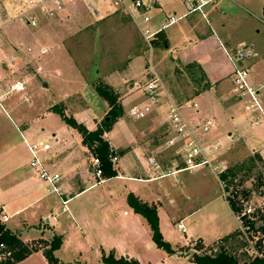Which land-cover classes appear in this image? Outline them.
Returning a JSON list of instances; mask_svg holds the SVG:
<instances>
[{"label":"crops","instance_id":"crops-1","mask_svg":"<svg viewBox=\"0 0 264 264\" xmlns=\"http://www.w3.org/2000/svg\"><path fill=\"white\" fill-rule=\"evenodd\" d=\"M63 1L65 3L63 14H66L69 20L76 18L82 12L84 13V7L87 11L88 9L92 11L96 22L101 21L102 16L106 14L109 17L106 23L112 25L116 21L111 18V15L123 13L116 12L111 6L114 9L113 13L101 14L98 0ZM145 1L152 6L148 12L152 31L157 32L161 23L172 15L181 19L158 34L154 40L147 41L142 31L141 22L134 17L137 19V24H133V26L138 30V40L152 46L150 49L143 48L141 43L136 48V38L132 36L129 29L122 28L124 32H122L120 41L135 54L127 56L129 60L126 66L121 72H116L118 71L116 70L109 75L106 79L107 83L115 87L120 86L122 91L126 88L124 83L128 81L138 82L155 76L161 82L162 92L159 103L152 106V112L147 118L135 121L130 116L123 117L114 123L109 131L105 132V140L119 158L115 166L117 176L104 179L95 175L92 168L94 156L84 146L82 136L66 125L61 115L54 110L55 106L62 105L60 109H63L68 117H73L89 131L97 130L101 121H105L107 118L105 114L111 110L109 104L98 96L78 68H73L74 70L71 68L70 71L75 72L77 82L82 85L81 91L79 90L73 97L67 98L69 104L74 103L75 105L70 104L68 107L67 103L64 107V101H60L44 107V112L39 120L41 126L39 133L35 134L34 130L23 129L21 125L24 120L22 118L20 124L15 125L23 139L29 162L22 166L14 161L11 154L4 162V154H0V165L3 164V169L0 168V218L4 215L8 217V221L4 222V225L24 244L29 247L39 245L37 252L17 264H23L35 256L42 258V264H50L45 256V252L50 247L45 245L51 244L56 236L62 238V245L55 252L60 264H87L83 260H75V263L68 260L67 255L70 254V251H66L65 237L72 230L78 231L79 229L81 232L88 230L89 225L95 224L97 218H102V220L109 218L116 192H121L124 200H128L129 195H134L142 202L156 206L161 226V217L162 214H165L163 200L165 202L169 200V203L173 205L180 204L179 206L187 203L188 198H192L195 191L193 189L195 177H199L202 181H210L211 184L213 180L216 182L213 193L215 197L210 202H221L229 220L227 224H224V228L219 234L220 238L211 246L206 247L201 238L194 239L193 237L184 242V246L188 247L198 242L206 250L216 245L220 240L235 234L240 228V221L224 196V185L220 180V175L211 167L185 170L182 155L179 153L178 159L171 156V147L167 145L170 137L168 126L167 133L164 135L166 144L160 142L163 139V130L158 119V111L161 110L160 106L164 105L179 107L184 117L192 124L199 123L205 117H214L217 127L208 136V140L221 146L219 164L223 166L227 165V161L223 160L224 154H229L232 159L260 156L264 160V123L252 125L243 103L235 95L233 65L225 51V49L229 51L236 49L241 45L250 47L252 54L247 62L250 69V84L259 91L264 107V42H258L264 41V0H214L203 8V12L190 14H188L187 6L179 0ZM39 17L41 24L36 28L30 27L23 19L20 20L25 22L27 30L38 29L42 25L55 21L42 15ZM43 20L46 22L42 23ZM238 20L247 23L249 28L240 27ZM3 28L5 27L0 26V30ZM66 30L68 29H63V31ZM118 31L119 29H115L114 34H117ZM9 36L18 41L17 34L12 32ZM29 52H33L30 47L28 48ZM148 56L152 61L157 56L160 63L168 62L169 71H166V74L169 78L179 79L180 70L184 68L194 70L195 68L194 71H198L203 82L199 85L195 82L197 85L191 83L189 86H184L177 81L179 90L170 88L169 78L162 72L160 65L155 64L154 61L146 63ZM18 58L19 56L10 54L9 59H0V89L2 90L0 107L6 114L8 112L3 103L11 101L14 97H20L24 102L23 97L27 96L29 101L24 103H31L30 94L33 92V88L29 89L30 80L19 77L15 71L8 69V67L15 68L17 66ZM66 60L67 58L64 59V61ZM38 68H41V71H38ZM54 69H57L56 77H60L66 72L65 66L61 63H56L46 72L42 65L36 67V77H47L41 83L39 82L42 88H49L51 80L56 78L52 76ZM18 81L25 83L26 93L3 94ZM30 85L33 86V84ZM177 93H188L192 96L182 97ZM130 100L131 98L124 102L127 110L132 107V104H129ZM146 101L145 97L141 104ZM194 103L198 105V108L192 107ZM57 118H59L58 124ZM45 136L48 137L45 138ZM26 141L50 142L51 150L47 153L48 163L51 171L61 175V180L57 184L59 192H56L49 183L42 181L30 168L31 154ZM170 178H175L181 183L168 182L167 180ZM84 196L86 197L82 198ZM196 199L201 202L202 198L198 196ZM65 201H67L66 211L63 204ZM59 205V208H62L61 211L57 209ZM8 206L12 207L10 212ZM193 213L182 219H177L181 212L176 210L172 214L171 221L178 227L179 224L183 225L182 221L188 219ZM52 214L57 215L56 221L50 220ZM124 215L130 216L127 212ZM137 215L129 220L130 225H139L144 220L141 215ZM63 216H66L67 220L62 223L61 217ZM14 218L16 221L12 224L13 227H8ZM180 231L186 233V228L184 227V231ZM85 239H87L86 236ZM148 245L151 248L156 247L154 242ZM110 252H113L118 259L126 256L128 259H136L122 251L119 254L113 250ZM97 253L94 251L96 257ZM102 257L101 253L98 258L99 264H103Z\"/></svg>","mask_w":264,"mask_h":264},{"label":"rangeland","instance_id":"rangeland-1","mask_svg":"<svg viewBox=\"0 0 264 264\" xmlns=\"http://www.w3.org/2000/svg\"><path fill=\"white\" fill-rule=\"evenodd\" d=\"M97 3L101 14L114 12V9L107 0H98ZM24 6V0H0V26L5 27L0 30V59H9L10 54L19 56L17 66L15 68L8 67V69L15 71L19 77L27 80L29 79V83L33 84V86L29 84V89L33 88V92L30 94V104H25L20 97H14L11 101L3 103L8 115L0 107V154H4V162L10 157V154L13 155L14 161L22 166H25L27 162H29V157L23 139L18 133L15 125L18 126L22 118L24 120L21 125L23 129H31L34 130L35 134L39 133V128L41 127L39 120L44 112L43 108L49 104L59 103L60 101H64L65 107L68 103L67 98L73 97L82 87L80 82H77L78 79L75 72L70 71L71 68H78L84 79L90 82L89 85L94 90L95 86L100 85L107 86L111 89V93L116 98V105L119 107V116L113 118L111 114L112 106H110L107 101L105 102L109 104L111 110L105 115L110 119L112 118L114 124L121 118L130 116V109L127 110L124 105L125 100L131 98L129 104H132V106L141 104L145 100L142 89L151 78L150 76L146 80H140L138 82L134 80L128 81L124 83L126 88L122 89V91L120 86L115 87L107 83L106 79L109 75L116 70H118L116 72H121L123 67L126 66L129 60L127 56L135 54L133 51H129L127 46L120 41L122 40V32H124L122 28L129 29L132 36L136 38V48L139 47L140 43L143 45V48L150 49L152 47L138 40V30L133 26V24H137V19L127 13H115L111 15V18L116 21L112 25L106 23L109 19L106 14L102 16L101 21L96 22V18L93 16L92 11L90 9L87 11L84 7L85 12H82L76 18H71V21L66 14H62L54 19L55 21L42 25L41 28L27 30L25 22L23 23L19 18ZM40 20L39 24H41ZM45 22L46 21L43 20L42 23ZM238 22L240 23V27L244 29L247 27V23H244L242 20H238ZM64 28L68 30L63 31ZM248 28L249 26L247 29ZM115 29H119L117 34H114ZM12 32L18 35V41L9 36ZM258 42L263 43L264 41ZM29 47L33 49L32 53H28ZM65 58H67L66 61H64ZM150 61H152V59L148 56L146 63H150ZM153 61L155 64L160 65L159 67L162 68V72L168 77V74H166V71H169L168 62L160 63L157 56ZM56 63H61L65 66L66 72L60 77H56L57 69H54L52 76L56 78L51 80L49 88H42L39 82L41 83L43 80L47 79V77L43 76V73V78L40 75L39 78L36 77V67L42 65L46 72L47 69L53 68ZM194 70L185 68L180 70L181 78L179 77V79H177L175 77L176 80L174 77H168V81L170 82L169 87L179 90V85L176 84L177 81L184 86H189L191 83L194 84L195 82H197L198 85L202 84V77L199 76L200 74L198 71ZM197 83L195 84L197 85ZM177 94L182 97L192 96V94L188 93ZM70 104L75 105L74 103ZM70 104L68 107H70ZM61 106L62 105L55 106L54 110L60 112ZM160 107L161 110L158 111V119L163 130V139H161L160 142L165 145L166 139L164 135L167 133L168 111L170 107L165 105ZM132 119L138 121L137 119ZM57 120H59V118L56 119L58 124L59 121ZM103 122L104 120L101 121L97 129H107V131H109L113 124L108 127L104 126ZM47 137L48 136H45V138ZM171 150V156L178 159L180 153L179 149L171 148ZM223 160L227 161V169L237 170L242 168V171L237 174L234 185H237L239 189L246 188L252 192L251 195L248 196L249 202L254 203L255 206H264V160L262 159L263 161H260L258 156L232 159L229 154H224ZM0 168L3 169V164L0 165ZM167 181L181 183V181L175 178H170ZM201 181L202 179L199 177H195L193 180L195 184L193 189L195 191L193 192L192 198H188L189 201L187 203L181 206H179L180 204H176V206L170 204L169 200L168 202L163 200L165 214H162L161 217L160 231L163 239L168 242L173 249L178 248L175 250L176 254L170 255L157 245L155 248L149 247L148 244L154 242L150 226L145 219L142 220L139 225H130L129 220L135 217L137 213L135 210L133 211V207H131L128 200H124L121 192H116L111 204L109 218L106 220L97 218L95 224L89 225V231L85 230L81 232L79 229L78 231L72 230L65 237L66 251H70V254L67 255L68 260L74 263L75 260H83L87 262V264H99L98 258L101 256V253L102 255H109L111 253L110 251L113 250L116 253L118 252V254L122 251V253H126L138 259L141 264H195L191 262V258L195 253L203 255L214 248H220L221 245L217 244L209 249H202L199 251L200 243L195 242L187 247L184 246V242L190 240L191 237L194 239L201 238L204 245L209 247L220 238L219 234H221L224 224H227L229 220L221 206L223 205L221 202H210V200H213L215 197L213 193L215 192L216 182L213 180L211 184V182L207 180ZM202 188L204 189L202 190ZM198 196L202 198L201 202H198L196 199ZM85 197L86 196L82 198ZM171 206L173 208H170ZM59 207L60 205L57 209L61 211L62 208ZM11 208L12 207L8 206L9 212ZM176 210L181 212V214L177 216V219H182L194 212L188 219L182 221V224L186 228V233L180 231L177 224L171 221L172 214ZM125 212L130 216L126 217L124 215ZM66 220V216L61 217L62 223ZM15 221L16 219L14 218L12 222L8 224V227L12 228V224ZM85 236L87 239H85ZM36 246L38 247L39 245ZM45 246L50 247V244ZM222 246L226 247L228 249L227 251L235 255L239 261L243 262L246 260L244 256L240 255L241 251H239V249L241 246L239 242H227L222 244ZM194 249L197 250L194 252ZM93 250L98 252L97 257ZM42 261V258L35 256L23 264H42Z\"/></svg>","mask_w":264,"mask_h":264},{"label":"built area","instance_id":"built-area-1","mask_svg":"<svg viewBox=\"0 0 264 264\" xmlns=\"http://www.w3.org/2000/svg\"><path fill=\"white\" fill-rule=\"evenodd\" d=\"M25 6L19 18L23 19L30 27L36 28L39 25L42 15L48 19H56L65 11L63 0H24ZM116 12H123L138 18L143 26L142 31L147 41H152L155 37L177 23L181 18L172 15L160 25L157 32L150 28L148 12L152 9L145 0H107ZM188 8V14L203 12V8L214 0H179ZM38 15V16H37ZM226 55L233 65V86L234 93L240 102L243 103L245 112L251 118L252 125L264 123V107L260 100V94L250 84V69L247 65L251 57L250 47L241 45L233 50H227ZM46 52V51H44ZM41 71V68H38ZM0 89V93H1ZM147 98L146 103L134 105L129 110V115L137 120L147 118L152 112V106L158 104L161 98L162 85L160 80L153 76L142 89ZM26 93V85L20 81L12 84L7 94ZM24 102H28L24 96ZM198 108L197 104L192 105ZM168 131L170 137L167 141L169 147L179 149L185 163V170H193L199 167H211L219 175L227 170L226 166L219 164V153L221 146L208 140L217 122L214 117H205L199 123L192 124L183 115L181 108L171 106L168 111ZM31 154L30 168L44 182L52 185L56 192H59L57 184L61 180V175L50 170L47 153L51 150L48 141L27 142ZM119 161L118 155L112 151L111 162L115 167ZM92 168L98 178L103 177L102 164L97 157L92 158ZM224 185V184H223ZM225 198L227 193L224 191ZM243 209L236 216L240 221L239 230L245 242V252L250 259H264V232L260 229L264 226V206L254 205L249 200L240 199ZM64 210L67 208V201L63 202ZM245 208V211H244ZM57 215L52 214L50 220L56 221ZM1 223L8 221L6 215L0 218ZM178 228L184 231L183 225ZM15 251L7 243L0 242V264H6L14 260Z\"/></svg>","mask_w":264,"mask_h":264},{"label":"trees","instance_id":"trees-1","mask_svg":"<svg viewBox=\"0 0 264 264\" xmlns=\"http://www.w3.org/2000/svg\"><path fill=\"white\" fill-rule=\"evenodd\" d=\"M95 91L98 96L107 101L110 106H112V116L113 118H117L119 116L118 108L116 105V98L111 93V89L107 86L100 85L95 86ZM58 112L63 121L69 127L76 130L83 139V144L86 146L93 156L97 157L102 164L103 178L110 179L117 176V171L111 162L112 150L110 148L109 143L104 139V134L107 132V129H97L95 131H89L83 124H79L73 117H67L64 112L59 110ZM114 120L111 118L109 122L104 121V126H111ZM109 129V128H108ZM260 161H263L260 156H258ZM242 171L240 169H227L224 173L220 174V180L224 184V191L227 193L226 200L228 201L231 209L235 212V214L240 213L243 209V204L240 199L248 200V196L251 195V191L243 188L239 189L237 185H234V181L236 180L238 172ZM128 202L133 207L135 212L141 215L150 226L153 233V240L156 245L160 248H163L170 255L176 254L175 249L171 247V245L163 239L162 233L160 231V222L158 217V211L156 206H150L134 195H129ZM260 229L264 232V226H261ZM232 241L239 242L241 251L240 255L244 256L246 260L239 261V259L227 251L228 249L222 244L229 243ZM0 242H5L8 246L15 251L14 260L10 261L6 264H17L19 262L24 261L29 256H31L34 252H37L39 249L36 246L29 247L24 244L16 235H14L11 231H9L6 226L0 221ZM218 245H221L220 248H214L203 255L199 253H195L191 262L195 264H264V259H250L249 256L245 252V242L242 237V233L238 230L235 234L226 237L220 240ZM216 244V245H217ZM62 245V238L56 236L52 243L50 244V248L45 252V256L50 264H60V260L55 256V252L60 249ZM202 245V244H201ZM200 245V250L204 247ZM197 250V249H195ZM103 264H140V262L136 259H126L125 257L116 258L115 254L111 252L109 255L103 254L102 257Z\"/></svg>","mask_w":264,"mask_h":264},{"label":"water","instance_id":"water-1","mask_svg":"<svg viewBox=\"0 0 264 264\" xmlns=\"http://www.w3.org/2000/svg\"><path fill=\"white\" fill-rule=\"evenodd\" d=\"M45 86H47V85H45ZM105 121H106V122H109V121H110V118L107 117V118L105 119ZM125 258L128 259V256H126Z\"/></svg>","mask_w":264,"mask_h":264}]
</instances>
